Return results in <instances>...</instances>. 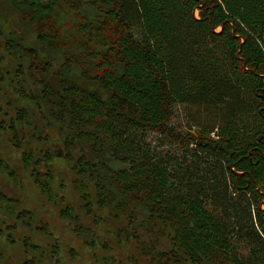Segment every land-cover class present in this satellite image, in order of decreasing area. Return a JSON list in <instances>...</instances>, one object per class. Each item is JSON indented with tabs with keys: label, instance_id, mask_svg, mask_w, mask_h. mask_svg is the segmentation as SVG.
<instances>
[{
	"label": "trees",
	"instance_id": "obj_1",
	"mask_svg": "<svg viewBox=\"0 0 264 264\" xmlns=\"http://www.w3.org/2000/svg\"><path fill=\"white\" fill-rule=\"evenodd\" d=\"M7 1L23 24L0 30V64L11 58L22 73L8 86L45 124L65 128L62 156L20 151L41 192L52 199L47 162L63 159L85 213L124 219L131 233L118 228V240L134 239L149 261L264 264V0ZM23 27L34 45H22ZM17 117L30 123L23 105ZM6 126L16 139L15 122ZM8 163L0 156V172L18 183ZM0 203L19 205L3 193ZM62 205L59 216L94 245V229Z\"/></svg>",
	"mask_w": 264,
	"mask_h": 264
},
{
	"label": "rangeland",
	"instance_id": "obj_2",
	"mask_svg": "<svg viewBox=\"0 0 264 264\" xmlns=\"http://www.w3.org/2000/svg\"><path fill=\"white\" fill-rule=\"evenodd\" d=\"M7 2V0H0V30L5 33L9 32V28L16 30L23 25L14 5L7 4ZM76 4L75 2L74 6ZM23 31L26 32L25 27H23ZM26 33L31 37L24 38L22 45H34L35 35L33 32ZM5 36L0 34V54L4 53L3 58L7 55V50H2L5 41L3 37ZM15 67L16 61L11 58H8L6 63L3 60V63L0 64V156L3 161L9 162L8 164L19 176L17 183L6 173L0 172V193L17 199L19 202V205L10 206V212L4 208L5 204L0 203V264H106V262L108 264L113 259L115 261L119 259L129 264H155L152 260L149 261L148 257H143L134 239L118 240V236L115 234L118 228L125 237L131 233L125 227L124 219L118 220V217L112 218L109 212L97 210L95 213L102 220L95 222L93 215L85 213L82 192L74 188L76 174L71 169L70 162L63 159L47 162L52 171V199L49 200L41 192L39 186L34 182L31 169L22 165L20 151L35 148L34 153L36 152L41 158L42 151L49 149L56 156H62L64 153L61 147L62 143L56 144L55 142L63 138L60 133L65 128L61 126V132L59 126L45 124V121L37 113L36 105L33 102L25 103L24 100L18 99L13 88L8 86L10 83L8 80L11 77L12 81H15L16 77L22 74ZM33 91H38V89ZM22 105L29 112V124L19 123L24 121L17 117V109ZM186 114L184 106L178 105L172 123L180 125L185 122ZM11 121L16 124L15 129L18 133L16 139H13V133L6 126V123L9 124ZM154 137L155 135L151 136L152 139ZM75 152L73 151V153ZM48 168L43 164L41 170L46 172ZM83 184L85 185V182ZM85 187L92 192L91 187ZM62 203H69L74 208L78 215V224L94 229L96 233L94 245L90 244L93 241L90 234L83 232L84 234L81 233V236L78 237L77 231L73 229L77 227L74 225L75 222L59 216L60 208L63 207ZM20 209L31 211L33 214L31 222L23 223L18 218ZM43 227L45 230L41 232L40 228ZM49 232L51 236L46 234ZM143 236L146 237V234ZM24 238H28L36 249L25 251L22 244ZM158 239L159 247L165 248L168 245L165 234L158 236ZM55 242L59 245L58 254L53 251Z\"/></svg>",
	"mask_w": 264,
	"mask_h": 264
},
{
	"label": "flooded vegetation",
	"instance_id": "obj_3",
	"mask_svg": "<svg viewBox=\"0 0 264 264\" xmlns=\"http://www.w3.org/2000/svg\"><path fill=\"white\" fill-rule=\"evenodd\" d=\"M81 4V1L80 2H78V4L77 5H80ZM59 141H61V140H58L57 142H55L56 144L57 143H59Z\"/></svg>",
	"mask_w": 264,
	"mask_h": 264
},
{
	"label": "water",
	"instance_id": "obj_4",
	"mask_svg": "<svg viewBox=\"0 0 264 264\" xmlns=\"http://www.w3.org/2000/svg\"><path fill=\"white\" fill-rule=\"evenodd\" d=\"M57 156H59V155H57Z\"/></svg>",
	"mask_w": 264,
	"mask_h": 264
}]
</instances>
